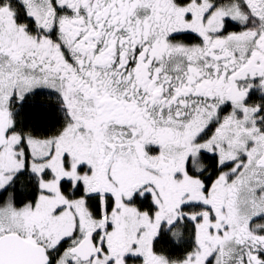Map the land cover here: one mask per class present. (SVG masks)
Instances as JSON below:
<instances>
[{
    "label": "snow or ice",
    "instance_id": "1",
    "mask_svg": "<svg viewBox=\"0 0 264 264\" xmlns=\"http://www.w3.org/2000/svg\"><path fill=\"white\" fill-rule=\"evenodd\" d=\"M0 264H264V0H0Z\"/></svg>",
    "mask_w": 264,
    "mask_h": 264
}]
</instances>
